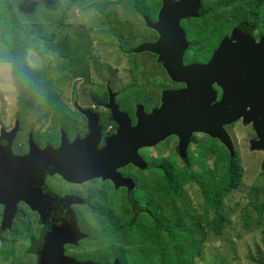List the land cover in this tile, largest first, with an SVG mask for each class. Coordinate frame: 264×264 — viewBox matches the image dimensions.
I'll use <instances>...</instances> for the list:
<instances>
[{"label": "water", "instance_id": "95a60500", "mask_svg": "<svg viewBox=\"0 0 264 264\" xmlns=\"http://www.w3.org/2000/svg\"><path fill=\"white\" fill-rule=\"evenodd\" d=\"M158 22L146 20L149 27L157 30L159 39L152 44L142 43L133 49L135 53L150 51L163 60L167 74L176 82H184L187 87L178 91H164L162 104L144 113L138 106L137 123L131 126L125 114L115 111L113 97L109 91L113 117L118 125L114 136L105 145L96 149L98 127L95 115L84 113L88 119V135L73 142L63 140L58 148L45 147L39 150L29 142V152L23 157H13L11 141L18 131V125L0 138V206H4L1 232L10 227L16 205H27L42 200L49 202V191L43 179L49 175H61L69 183L81 184L96 177L111 178L116 187L129 186L121 177H111V172L119 166L133 163L145 169L147 163L138 155L140 148H150L171 136L179 138V154L188 158L192 136L202 133L219 140L235 153L232 138L226 127L239 120L252 124L256 139L250 142L253 151L264 153V38L259 45L247 46L246 36L234 29L232 39H225L212 61L207 65L183 67L182 54L186 48L183 30L179 21L187 17L199 16L200 0H161ZM222 86L224 97L215 102L212 84ZM113 162V163H112ZM108 170V171H106ZM36 197V198H35ZM59 200V199H58ZM56 201V200H55ZM64 212L55 215L64 222L60 238L47 249L46 259L39 256L38 264H94L79 263L63 256V245H76L83 237L77 230L75 219L70 211L77 199L59 200ZM39 212L44 208L35 206ZM45 221V216L42 217ZM49 243V242H48ZM43 244V238L38 246ZM112 264H119L115 261Z\"/></svg>", "mask_w": 264, "mask_h": 264}, {"label": "rangeland", "instance_id": "374dc122", "mask_svg": "<svg viewBox=\"0 0 264 264\" xmlns=\"http://www.w3.org/2000/svg\"><path fill=\"white\" fill-rule=\"evenodd\" d=\"M144 1L148 6H157V0ZM13 2L24 27H29L34 22V18H37L38 25L34 36L45 38L43 42L37 43L38 50L27 49V66L31 70L44 72L49 86L46 92H40L31 110L20 112L18 106L20 89L14 82L11 64L0 60V130L12 128L14 122L18 121L21 127L19 137L21 140L18 144L27 138L29 132L40 135L45 131L54 130L60 122L66 123L71 133L76 131L79 133L84 126H81V120L77 116L71 115L74 106L79 105L84 108L92 106L94 97H101L99 95L106 90V86L112 91H120L119 100L125 104L128 101L134 103L141 101L145 88L148 91V98H151L147 103L148 109L157 105V101L153 102L152 98L157 99L160 90L169 87L166 79H161L158 67L151 64V61L148 62L151 55L143 53L136 56L139 62L143 61V65H139L137 70L128 66L126 56L118 50V39L105 27L99 25L101 14L97 6L95 7L97 5L95 0H81L79 6L76 4L70 10L69 18L66 20L67 27L80 26L85 29L88 38L85 45L76 47L75 52L63 40L66 35L74 37L75 34L72 31L68 33L66 26L60 28L54 23L60 16L58 8L49 10L50 7L43 5V0H32V3L30 0H13ZM109 2L111 5L108 12L125 48L135 47L143 42V21L134 11L135 0H109ZM66 6L68 3L64 0L62 8ZM59 31H61L60 36ZM2 32L3 29L0 27V52L3 45ZM53 32L57 37L49 42ZM132 77L134 79H131ZM50 90L53 94L51 99L46 96ZM54 95L57 99H53ZM20 113L25 115L20 117ZM54 125L56 127L52 128ZM227 131L238 152L244 176L239 187L223 200L221 211L226 217L223 233L219 236L210 234L205 244L204 255L197 264H260L258 260H262L264 264V211L261 214L258 210L259 204L264 203L262 166L264 153L251 149L250 142L255 140L256 134L253 135L252 129L243 121L228 127ZM196 138L203 139V143L208 148V153L203 159L206 165L215 166L216 156L212 151V145H215L214 150L217 153H224L227 150L226 146L207 136H196ZM176 144L175 140H168L152 149L143 148V159L146 163H150L151 160L158 163L167 157L173 159L179 167H183L184 162L177 153ZM190 154L199 160L196 144L188 149V156ZM156 175L158 174L153 171H147L143 173V179ZM189 188L196 209L202 212L201 195L196 187ZM86 234L90 236L93 232L88 231ZM103 236L104 234L100 232V238ZM18 244L21 257L18 258L17 264H32L31 258H24L22 253L27 245L23 242ZM115 244L118 246L116 252L120 259L128 256L130 252L128 249L131 248L127 244L119 242ZM92 245L91 239L87 238L81 248L84 252H88ZM101 249L102 253L96 255L95 259L98 257V260L106 259L110 262L113 258L106 257V254H103L106 249L104 247ZM84 252L81 259H88L93 255L89 254L87 257ZM102 254L104 258H100Z\"/></svg>", "mask_w": 264, "mask_h": 264}, {"label": "flooded vegetation", "instance_id": "af4514ba", "mask_svg": "<svg viewBox=\"0 0 264 264\" xmlns=\"http://www.w3.org/2000/svg\"><path fill=\"white\" fill-rule=\"evenodd\" d=\"M220 2V0H200L201 6L199 16L187 17L179 21V27L183 30L186 40V48L181 57L183 67L191 65H208L225 39H231L232 43H235L232 39L234 29H238L241 32L240 34L247 37L245 41L247 46H251V44L259 45L264 38V17L256 20H246L240 23V25L231 26L226 14L220 15L219 17L209 15L210 8L218 6ZM162 6L163 2L161 0H157L156 7L148 6L143 0V14H139L137 10L134 9V11L141 16L143 21V42H140L135 47L125 48V44L120 41L118 47L119 52L126 56L128 66L133 69L136 68V70L139 65H143V61L139 62L136 59V56L143 53L151 55L148 62L151 61V64L158 67L161 79H166V82L169 84L168 88L160 90L157 99L156 97L152 98L153 102L157 101V105L150 109L147 108V103L151 98H148V91L145 88H143V99H141V101H136V103H134V101H128V103L125 104L119 100L121 97L120 91H112V89L109 87L107 88L106 86V90L99 95L101 97H94L92 106L86 108L79 105L74 106L71 115L77 116L78 119L81 120V126H84V129L79 130V133H77V131L71 133L69 126L64 122H60L58 123V127L55 125L52 127H56L54 130L49 132L45 131L40 135H37L35 132H29L27 138L23 139L22 143L18 144L21 140H19L21 127L18 121L14 122L12 128L0 130L1 138L2 134H9L16 127V124L18 125V131L10 145V152L13 157L26 156L29 152V142L31 141L37 149L43 150L45 147H50L52 149L58 148L63 140L73 142L75 138H79L80 140L85 138L89 133V119L81 111H87L96 117V126L98 127L99 132L96 149L100 150L105 145L106 141L114 136L118 130V125L113 117L111 108L109 107V91L114 94L113 105L116 107L115 111L125 114L130 125L135 126L137 123L136 112L138 106L143 107L144 113H149L152 109L157 108L162 104L161 98L164 91L175 92L187 87L184 82H176L171 79L166 72L167 70L164 67L163 60H159L158 54H154L150 51L141 53L133 52V49L140 44H152L159 39V33L157 30L149 27L146 20L153 24L157 23ZM218 9L219 7L216 8V11ZM120 39L122 40V38ZM121 45L122 47H120ZM131 68L129 69L133 70ZM141 69H143V67H141ZM131 79L134 78L132 77ZM106 81L109 82V80ZM212 88L215 91V102H219L224 97L223 88L218 81L212 84ZM21 115L24 116L25 114L21 113L20 117ZM240 121L243 120L241 119L238 122ZM230 126H227L226 129ZM249 127L252 129L253 135H255L256 133L252 124H250ZM196 136L210 137L202 133L194 134L192 136L191 145H193V139L196 138ZM168 140L176 141V150L180 156L178 150L179 138L171 136L163 142ZM163 142L157 144L155 147H158ZM148 149H152V147L145 148V150ZM137 152L141 157L143 164V148H140ZM148 167L149 164L147 168L143 169L133 163H127L115 168L113 172L110 173L111 177H121V179L127 180L128 185L133 186L131 189H129L128 186L116 187L111 178L105 179L103 177H96L81 184H73L64 180L61 175H47L43 179V185L50 193L49 202L46 203V206L45 203L39 199H36V201L30 205L19 202L16 205L10 227L3 232H1V227L4 206H0V264L18 263V258L21 257V255H19L20 246L18 244L20 242L27 245L22 253L25 256L24 258H31L32 264H38L39 256H43V261L47 258V249H49L51 244H55V241L61 237L60 234L64 231V222L55 216L60 215V212H64V208L59 201L64 198L78 200V203L70 206V211L74 216L77 230L83 237L76 245H63L62 252L65 258L75 260L79 263L112 264L117 261L119 264H136L129 254L122 259L118 257V252H116L117 249L115 248L117 246L115 241H118L121 244H127L128 246L131 245L129 242H125L122 239H111L119 237L118 235H116V237L112 235L116 232V228L110 222L111 219L107 216H120L119 214L121 212L131 211L133 205L130 204L131 202L129 200L134 197L143 196L139 186L143 184V173L152 171V169L150 170ZM35 206L44 208V211L39 212ZM43 216H45V221L42 219ZM23 228H26V234L28 235L21 234ZM88 231H92L93 235L88 236L86 234ZM100 232L104 234L103 238L108 237V241L100 240ZM85 235L87 237H85ZM25 238L28 239V241H25ZM41 238H43V244L38 246V242ZM87 238L91 239L93 245L88 252H84L81 247ZM103 247L106 249L103 254H106V257L113 258L110 262L106 261V259L98 260V257L95 259L96 255L99 256L102 253L101 251L103 250L101 248ZM80 249L82 250L81 252ZM83 252L87 257L89 254L93 255L88 259H81V257L83 258ZM129 258L132 261H129Z\"/></svg>", "mask_w": 264, "mask_h": 264}, {"label": "trees", "instance_id": "16d2710c", "mask_svg": "<svg viewBox=\"0 0 264 264\" xmlns=\"http://www.w3.org/2000/svg\"><path fill=\"white\" fill-rule=\"evenodd\" d=\"M65 1L68 6L64 8V0H43V5L50 7L49 10L59 9L60 16L54 23L60 28L66 26L68 33L72 31L75 34L74 37L66 35L63 38L75 52L76 47L85 45L88 38L85 29L80 26L67 27L66 20L70 10L76 4L79 6L81 0ZM95 1V7L97 6L101 14L99 25L110 31L120 42L121 36L108 12L111 2ZM220 1V6L210 8L209 15L219 17L226 14L231 26L264 17V0ZM30 2L32 3V0ZM133 8L143 14V0H135ZM37 25V18H34L29 27H24L13 0H0V27L3 29L0 60L11 64L14 82L20 89L18 106L20 112L24 113L35 106L37 96L41 91L46 92L49 87L44 72L31 70L27 66V49L38 50L37 43L43 42L45 38L34 36ZM60 33L61 31L59 36ZM56 37L57 34L53 32L49 42ZM48 46L52 47L50 44ZM52 95L51 90L46 93L49 99ZM53 99L57 97L54 95ZM193 144L197 145L199 160L190 154L188 158L183 159V167H179L173 159L167 157L158 163L151 160L148 168L158 175L143 179V184L139 186L143 196L129 200L133 205L131 211L121 212L120 216H107L116 228L112 235L119 237L111 239L129 242L131 246L128 247L131 249H128V254L136 264H197L204 255L210 234L219 236L223 233L226 224V217L221 211L223 200L239 187L244 176L238 152L235 150L234 155H231L227 148L224 153H217L214 150L215 145H212L216 165L210 167L203 160L208 153L203 139L194 138ZM262 166L264 168V161ZM190 186L196 187L202 197V212L194 205ZM258 210L263 213L264 203L259 204ZM21 234L28 235L26 228H23ZM107 239L108 237L100 238L101 241H108ZM25 241L28 239L25 238ZM115 248L118 249V246ZM128 260L132 261L130 258ZM258 261L263 264L262 260Z\"/></svg>", "mask_w": 264, "mask_h": 264}]
</instances>
